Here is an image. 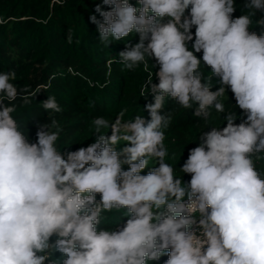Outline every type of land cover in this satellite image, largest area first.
I'll list each match as a JSON object with an SVG mask.
<instances>
[{
  "label": "clouds",
  "instance_id": "clouds-1",
  "mask_svg": "<svg viewBox=\"0 0 264 264\" xmlns=\"http://www.w3.org/2000/svg\"><path fill=\"white\" fill-rule=\"evenodd\" d=\"M137 4L102 0L101 19L90 21L107 47L138 34L118 62L147 72L140 96L153 95L144 108L150 119H125L127 108L114 123L95 117L94 142L63 153L56 97L42 102L51 122L37 126L33 141L14 113L37 93L18 88L14 70L0 72V264H150L163 256V264H264V32L252 28L264 0H244L239 17L236 0ZM255 24L264 27V16ZM228 91L239 117L222 100ZM169 100L197 105L194 116L210 128L179 168L187 182L166 162L172 113L161 112ZM213 111L226 126L209 122ZM114 210L126 220L101 228Z\"/></svg>",
  "mask_w": 264,
  "mask_h": 264
},
{
  "label": "trees",
  "instance_id": "trees-1",
  "mask_svg": "<svg viewBox=\"0 0 264 264\" xmlns=\"http://www.w3.org/2000/svg\"><path fill=\"white\" fill-rule=\"evenodd\" d=\"M134 6H139L137 0H130ZM97 4L102 0H0V72L14 70L16 79L13 81L18 88L28 86L37 95L30 105L18 102V122L23 126L26 134L33 141L36 139L37 126L51 122L49 113L41 106L48 96H55L63 108L62 113H52L60 128L58 148L66 153L79 147H87L96 139L92 135V120L103 116L110 123L115 122L116 114L127 108L125 119L135 115L150 119L145 105L153 102V95L147 98L140 96L141 85L147 78L143 67L129 71L119 63L118 54L124 51L126 45L138 42V34H131L125 40L112 41L107 47L99 40L97 26L90 21L95 14ZM244 0H236L234 17L247 13L243 6ZM110 10L109 6H103ZM264 16L257 13L253 18V30L260 34L264 27L257 26L255 19ZM194 31V29H193ZM72 34L73 40L69 44L67 37ZM79 40V43L76 41ZM199 57L202 53L196 54ZM117 62L109 65V60ZM155 64V61L150 62ZM205 77L211 76V69L201 65ZM153 71H158L156 66ZM54 77V78H53ZM213 77V91L219 86ZM107 82L106 87H100ZM158 83V80L153 81ZM45 86L44 89L38 86ZM228 95V96H227ZM229 97V99H228ZM228 111H235L239 117L240 111L235 108L233 94L228 91L222 98ZM197 105L192 109H184L174 101L165 104L164 114L171 110L172 123L166 130L165 144L169 150L170 164L176 166V176H182L187 182L190 176L179 171L187 159L188 150L198 144V134L206 128L202 119L194 116ZM221 116L213 111L210 123L213 126H226ZM238 118L236 123H239ZM55 130V129H53ZM103 131H107L104 129ZM107 135H111L109 128ZM123 147V145H121ZM150 166H153L150 162ZM127 170V165L124 166ZM257 167L264 169V160L257 162ZM145 169L142 174H146ZM99 199V195L97 196ZM123 212L105 214L101 228H113L117 223L122 224L126 217ZM59 256V253L56 254ZM167 256L159 262L163 264Z\"/></svg>",
  "mask_w": 264,
  "mask_h": 264
},
{
  "label": "rangeland",
  "instance_id": "rangeland-1",
  "mask_svg": "<svg viewBox=\"0 0 264 264\" xmlns=\"http://www.w3.org/2000/svg\"><path fill=\"white\" fill-rule=\"evenodd\" d=\"M166 162L168 163V162H170V160L169 159H166Z\"/></svg>",
  "mask_w": 264,
  "mask_h": 264
}]
</instances>
